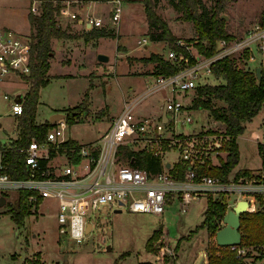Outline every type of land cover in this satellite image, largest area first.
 I'll return each instance as SVG.
<instances>
[{
	"label": "rangeland",
	"instance_id": "1",
	"mask_svg": "<svg viewBox=\"0 0 264 264\" xmlns=\"http://www.w3.org/2000/svg\"><path fill=\"white\" fill-rule=\"evenodd\" d=\"M64 1L59 3L63 4ZM215 1L204 0L211 11ZM40 2L0 0V28L9 27L20 35L31 36L28 13H39ZM86 2L82 0V3ZM99 5H102L99 6V12L109 8L108 3ZM156 11L166 20L172 34L185 41L192 52H196V43H205L198 37L193 20L186 18L183 11L173 7L170 0H159ZM221 14L227 17L226 31L235 37L231 42L243 39L248 31L260 26L264 17V0H227ZM68 19L60 15L59 25L74 36L62 40L60 53L56 49L50 74L47 73L50 81L39 90L36 119L48 120L56 111L66 114L70 108L80 104L88 91L89 113L77 115L72 124L65 120V133L80 141L90 142L100 133H104L110 121L132 100L133 112L138 118L157 119L162 113L163 101L171 98L173 94L167 88L155 90L158 88L156 63L149 61V57L151 53H160L168 59L170 46L168 41H155L148 36L149 23L144 3L140 0H121L120 23L113 30L115 37H99L98 40L91 38L87 42L82 36L86 37L88 31H82ZM159 30L158 27L152 29L156 35ZM220 46L217 43V48ZM258 50L256 46H253V50H237L236 65L251 68L260 66L264 54ZM247 52H252L255 59H248ZM99 53L106 54L109 59L99 61ZM11 76L0 80V135L14 134L19 130L18 118L9 113V106L15 96L19 92L24 95L29 86L27 79L17 80L12 74ZM90 80L94 83L92 87H89ZM222 82L221 78H216L213 74L206 79V85ZM4 94H8L9 98H5ZM174 95L180 97L184 103H189L196 96V88ZM188 113L192 121L177 122L175 130L194 137L197 141L195 162L213 165L219 163V157L226 158L224 148L229 140L218 134L223 128L222 123L213 121L206 108H191ZM263 126L264 106L247 122L244 133L237 137L240 158L231 170L232 175L240 170L236 167L250 168L254 172H259L263 167L262 147L261 151L259 149L260 142L264 140ZM252 130L263 134V138L257 141L250 137ZM80 141L79 143H86ZM219 141L222 145L218 148L216 143ZM137 145L143 146L140 143ZM163 147V163L171 161L173 164L177 163L175 165L181 164L171 144L165 142ZM5 197V204L0 206V264H30L33 259H39L42 264H138L146 261L152 264H208L207 250L215 244L214 234L201 227L190 239L185 236L197 229L204 219L208 200L214 201L221 196L201 195L191 201L183 213L180 211V203L173 200L165 207L162 215L136 213L125 208L116 211L101 204L94 212L96 219L90 234L79 244L57 232L55 200H42L37 214L26 215L23 225L19 227L10 215L13 193H8ZM222 224L219 221V225ZM157 231L160 233L156 234ZM149 240L159 251L163 248L168 257L167 261L163 263L161 258L148 250L146 246ZM165 246L172 247L174 255L165 251ZM260 248L262 247L259 245L240 244L232 250L236 251L237 256L246 255L243 260L248 264H264V250L261 251Z\"/></svg>",
	"mask_w": 264,
	"mask_h": 264
},
{
	"label": "built area",
	"instance_id": "2",
	"mask_svg": "<svg viewBox=\"0 0 264 264\" xmlns=\"http://www.w3.org/2000/svg\"><path fill=\"white\" fill-rule=\"evenodd\" d=\"M86 1L84 4L82 0H65L60 4L57 19L60 15L68 17L86 32L93 28L116 29L120 23L121 0ZM91 1L108 3L109 8L83 14L79 9ZM247 34L243 39L233 42L232 39H220L217 42L220 48H216L217 53L210 57L201 53L197 46L196 52H192L185 41L180 38L176 40L181 48L190 53V57L182 49L169 48L168 60L176 72L158 74L156 79L158 88L155 90L167 88L173 94L163 101L166 121H163L162 113L157 119L138 118L133 112L132 100L110 121L107 130L90 142L70 143L72 139L65 133L66 116L55 122L49 121L51 128L42 139L32 137L27 143L18 145V132L11 140L0 141V197L6 198L8 193L26 191V204L32 214H37L40 202L45 198L55 200L57 232L77 244L90 234L85 230L90 223L91 232L96 219L94 212L101 204L113 210L125 208L136 213L162 215L173 200L180 203L183 213L186 206L197 197L212 194L227 197V206L245 199L248 202L247 211L264 210V158L259 172L253 171L254 175L238 178L231 174L225 182L208 172L210 164L195 162V138L175 130L177 122L192 121L188 110L193 109V100L184 103L174 94L206 85V79L213 74L211 63L218 58L230 53L236 55V51L241 48L253 50V46L264 54V26H258ZM31 50L30 36L20 35L10 28H0V80L12 77L11 74L17 80L25 79L30 73ZM247 58L254 59L252 52ZM261 64L264 65V59ZM4 96L9 98L8 94ZM16 98L10 103L9 113L18 118L23 113V105ZM218 134L228 139L223 128ZM250 137L260 141L263 134L252 131ZM165 142L176 150L180 165L183 166L182 173L179 174L177 165H171L170 162L167 167L168 162L165 161H162L159 172L151 173L130 163L134 155L126 159L121 157L122 147L128 146L131 151L144 150L161 159ZM138 143L143 146L139 147ZM221 145V141L216 143L218 148ZM260 145L264 156V140ZM11 153L23 154L24 177L13 178L5 171ZM164 249L174 255L172 247L165 246Z\"/></svg>",
	"mask_w": 264,
	"mask_h": 264
},
{
	"label": "trees",
	"instance_id": "3",
	"mask_svg": "<svg viewBox=\"0 0 264 264\" xmlns=\"http://www.w3.org/2000/svg\"><path fill=\"white\" fill-rule=\"evenodd\" d=\"M41 9L39 13L30 11L28 13V22L31 26L32 50L30 54V73L25 77L29 81L28 89L22 95L23 113L18 117L19 140L17 144H25L32 137L42 139L51 124L49 120L36 122V108L39 102V90L42 86L50 81L47 74L50 68V60L53 55L52 38H70L74 35L67 33L58 22L61 5L59 0H40ZM144 3V11L146 19H148L149 30L148 36L157 41H168L170 48L182 49L190 57V53L181 48L168 26L166 20L162 19L156 11V6L159 0H140ZM173 7L178 11H183L186 18L193 20L198 37L205 42L196 43L199 51L210 57L216 54L217 42L220 39H233V34L228 33L225 29L226 19L221 17V11L225 7L227 0H216L213 10L208 8L204 0H170ZM264 26V17L261 19L260 26ZM159 28V32L153 33V28ZM112 28H93L87 32L86 37L82 36L86 41L97 37H115L116 34ZM149 61L156 63L155 73L172 74L176 70L172 63L162 54L151 53ZM249 57V53H246ZM261 76L257 78L256 69L249 66L242 67L236 65L235 53L227 54L222 58H218L211 63V70L216 78H221L222 83L208 84L197 86L196 96L192 101L193 108H206L209 110L213 121L221 122L223 133L228 136V143L224 148L226 158H220V163L209 166L207 168L211 175H217L222 181L227 182L231 175V170L239 162V149L237 137L244 133L246 124L250 121L264 105V65H260ZM90 80L89 87L93 86ZM88 91V90H87ZM89 91L85 98L75 107L70 108L66 113V121L69 124L74 123L77 115H87ZM220 102V103H217ZM76 142L75 140L70 143ZM261 151V146H259ZM134 155L133 161L130 163L140 169H145L148 172H159L162 168V160L157 156L146 151H131L128 146L122 147L121 157L126 159L127 156ZM179 174L183 171V166L178 164ZM13 178H21L26 175V170L23 163V154L11 153L7 160L5 168ZM235 177L254 175L251 169H240L235 173ZM27 192L22 190L13 194L11 203L10 215H12L15 223L21 227L26 215L30 214V210L26 204ZM227 198L222 195L218 199L208 200L205 208L204 219L192 230L186 239H190L198 228H206L214 234L220 228L219 221L226 212ZM240 231L242 234V245L260 246L264 250V210L246 211L240 216ZM162 231V230H161ZM156 234L160 231L155 232ZM149 251L155 253L158 258L167 261V256L153 246L152 241H148L147 246ZM178 243L177 247L178 248ZM246 255H236V251L232 247L220 246L214 244L207 250L208 264H248L243 260ZM263 257V255H262ZM30 264H42L39 259H33ZM138 264H152L150 261L139 262Z\"/></svg>",
	"mask_w": 264,
	"mask_h": 264
},
{
	"label": "water",
	"instance_id": "4",
	"mask_svg": "<svg viewBox=\"0 0 264 264\" xmlns=\"http://www.w3.org/2000/svg\"><path fill=\"white\" fill-rule=\"evenodd\" d=\"M221 17L224 19H227V17L224 14H221ZM98 60L104 62L105 60L109 59V56L103 53H99ZM256 74L257 78H260L261 76V70L260 66H256ZM16 101H22V94L19 93V95L16 98ZM66 114L60 111L54 112L50 118L48 119L50 122H55L57 119L65 118ZM162 119L163 121H166V106L163 105L162 109ZM166 166L169 167L170 163H166ZM6 201V198L0 197V206L4 205ZM248 202L245 199H239L237 202L230 206L228 205L226 207V212L222 217V226L218 228L215 231V244H218L220 246L225 247H233L240 245L242 240V234L240 231V216L242 213H245L247 211ZM121 209H116V211H120ZM91 224L88 223L86 232L90 233Z\"/></svg>",
	"mask_w": 264,
	"mask_h": 264
},
{
	"label": "crops",
	"instance_id": "5",
	"mask_svg": "<svg viewBox=\"0 0 264 264\" xmlns=\"http://www.w3.org/2000/svg\"><path fill=\"white\" fill-rule=\"evenodd\" d=\"M99 4H101V3H99V2H93V1H91L90 3H88L87 5H86V7H82L81 9H79L83 14H85V13H87L88 11H91V10H94L95 12H99V6L100 7H102V5H99ZM69 20V19H68ZM5 28H9V27H5ZM119 28L117 29V33H118V35L117 36H119ZM95 39H99V37H97V38H95ZM62 40H65L64 38H52V50H53V55H52V58H51V60H50V68H51V64H52V60H53V57H54V55H55V53H56V49H58V52L60 53V45H61V42H62ZM88 42V41H87ZM87 42H84V45H87ZM98 41H96V43H97ZM99 44V43H98ZM98 44H95V46H98ZM95 46H93V47H95ZM86 49H88V48H86ZM116 51H118V48H116ZM255 59V58H254ZM251 60V59H250ZM249 60V61H250ZM255 66H259V65H255ZM50 68H49V70H50ZM49 70H48V73H49ZM50 74V73H49ZM84 75H86V74H84ZM62 76V75H61ZM20 93V92H19ZM20 94H22L23 95V93H20ZM264 106V105H263ZM120 113V112H119ZM161 115V114H160ZM1 117V116H0ZM43 122V121H39V120H37L36 119V122ZM45 121V120H44ZM0 126H1V123H0ZM108 128V127H107ZM263 129H264V126H263ZM107 129H105L104 131H106ZM252 131H255V132H257L256 130H252ZM251 131V132H252ZM18 132H19V130H16V132L14 133V134H8V133H3L2 135H0V141H8V140H11L12 138H14L15 136H16V134H18ZM103 133V132H102ZM102 133H100L98 136H100ZM72 140H75V141H77V142H79L80 140H78L76 137H71V135H68ZM97 136V137H98ZM96 137V138H97ZM80 142H87V141H80ZM220 158L221 157H219V163H220ZM223 158V157H222ZM170 163H171V165H173V163L170 161ZM219 163H217V164H219ZM175 164H177V163H175ZM174 164V165H175ZM217 164H213V165H217ZM236 169H242V168H238V167H236ZM248 169H250V168H248ZM252 170V169H251ZM235 173V172H234Z\"/></svg>",
	"mask_w": 264,
	"mask_h": 264
}]
</instances>
